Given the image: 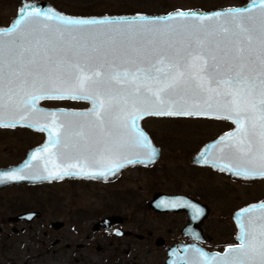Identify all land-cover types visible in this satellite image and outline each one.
Wrapping results in <instances>:
<instances>
[{
  "label": "snow or ice",
  "instance_id": "6c2138e0",
  "mask_svg": "<svg viewBox=\"0 0 264 264\" xmlns=\"http://www.w3.org/2000/svg\"><path fill=\"white\" fill-rule=\"evenodd\" d=\"M179 18L193 22L167 23ZM41 99L89 100L92 108L72 113L82 118L76 122L47 114L40 130L48 143L24 166L36 161L46 173L35 179L95 175L91 167L112 172L137 162L123 156L130 150L153 157L137 125L145 115L233 121L235 130L216 146L230 163L217 166L245 179L264 177V0L210 15L131 20L73 18L24 5L0 30V127L29 122ZM23 172L0 181L26 179ZM242 216L248 219L239 222L238 245L224 255L198 249L185 264H264V204Z\"/></svg>",
  "mask_w": 264,
  "mask_h": 264
},
{
  "label": "flooded vegetation",
  "instance_id": "af4514ba",
  "mask_svg": "<svg viewBox=\"0 0 264 264\" xmlns=\"http://www.w3.org/2000/svg\"><path fill=\"white\" fill-rule=\"evenodd\" d=\"M22 1L0 28L9 27ZM40 106L72 114L88 112L92 103L53 99ZM137 125L155 149L153 157L130 150L123 156L140 161L123 169L91 167L96 174L88 176L96 178L51 181L31 179L42 172L36 161L24 167L46 133L28 123L0 127V175L24 169L27 177L0 181V264H54L59 254L68 264H185L198 249L224 255L239 244L235 214L264 204V177L245 179L217 166L230 163L216 146L235 130L233 121L145 115Z\"/></svg>",
  "mask_w": 264,
  "mask_h": 264
},
{
  "label": "rangeland",
  "instance_id": "374dc122",
  "mask_svg": "<svg viewBox=\"0 0 264 264\" xmlns=\"http://www.w3.org/2000/svg\"><path fill=\"white\" fill-rule=\"evenodd\" d=\"M60 10L73 16L127 14H166L175 10H204L237 7L247 0H49ZM20 0H0V23ZM52 5V4H51ZM20 6V5H19ZM50 105V104H49ZM99 255L91 257V262ZM87 257V256H86ZM54 264H68L67 256L57 255Z\"/></svg>",
  "mask_w": 264,
  "mask_h": 264
},
{
  "label": "water",
  "instance_id": "95a60500",
  "mask_svg": "<svg viewBox=\"0 0 264 264\" xmlns=\"http://www.w3.org/2000/svg\"><path fill=\"white\" fill-rule=\"evenodd\" d=\"M251 3H252V0H247L245 3H243L242 5L237 6V7L224 8V9H213V10H209V11H204V10H199V9L198 10H175V11H172V12H169V13H166V14H161V15L136 13V14L111 15V16L110 15H102V16H71V15H67V14H64L62 12H59L53 5H51L47 1H33V0L22 1L20 6H19V9L22 6H24V5H28L30 8L31 7H36V8L41 9L42 11L51 10V11H54L55 13H57L59 15H65V16L73 17V18H96V19H100V18H112V19L124 18V19L131 20V19L137 17L138 15L146 16V17H149V18H166L169 14L175 15L176 13L181 12V11L182 12H186V13H196V14L210 15V14H213L215 12H225V11L230 10V9L246 8V7H249L251 5ZM18 16H19V13H18V15H17V17L15 19H17ZM15 19L11 22V24L7 28H10L12 26V24L15 21ZM192 22H193L192 19L185 20L184 18H179V19H177L175 21H168L167 23L169 25L179 27V26L184 25V24H191ZM161 27H162V25H161ZM3 29H6V28H0V30H3ZM46 100H53V99H41V100L37 101L36 108H37L38 111L32 117H30V121L29 122H26L28 124L31 123L32 126H29V127L34 129L35 131H41L40 127L42 125L48 123V120L46 119V116H47L48 113H56L60 117V119L64 120V121H72V120H79L80 119L77 116L71 115V113L69 111H66V110H55V109H47V108L41 107L40 103L42 101H46ZM4 118H5V120H7V119H15V118H18V117H10V116H8L6 114ZM42 132L46 133V141H45L44 145L39 148V150L42 149L48 143V132L47 131H42ZM124 157H126L127 159L136 160L137 162L140 161V160H138L136 158L129 157V156H126V155ZM127 165H130V164L123 163V167H120V169H123V168L127 167ZM38 175H46V173H44L43 171L39 172L37 175L31 176L32 177L31 179H34L33 177L38 176ZM88 177L96 178L94 176H88ZM38 180L39 181H51L52 179H38ZM261 204H263V203L254 204V205H251L248 208H251L252 206H257L258 207ZM250 214L251 215H257L258 213L253 212V213H250ZM245 218L248 219V216H242V210L238 211L235 214V221H236V224H237L238 228H239L240 220L241 219L244 220ZM107 222H108V220H105L101 224L102 225H106ZM239 231H240V229H239Z\"/></svg>",
  "mask_w": 264,
  "mask_h": 264
}]
</instances>
